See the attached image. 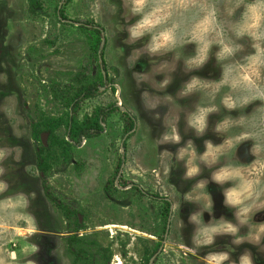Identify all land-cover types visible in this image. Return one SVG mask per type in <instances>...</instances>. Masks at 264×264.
<instances>
[{"label": "rangeland", "instance_id": "1", "mask_svg": "<svg viewBox=\"0 0 264 264\" xmlns=\"http://www.w3.org/2000/svg\"><path fill=\"white\" fill-rule=\"evenodd\" d=\"M119 2L0 0V74L7 77V83L0 86V98L12 97L23 132L19 137L13 135L11 121L0 116V141L23 149L20 163L6 162L9 172L5 178L13 191L36 194L30 207L35 225L31 220L11 225L0 222V261L4 264H11L8 257L16 258V264H115L117 256L122 264H219L217 251L228 243L227 237L197 249L190 242L191 231L183 235L177 227L178 218L184 216L175 193L187 191L189 184L182 179L184 166L164 155L170 156L176 146L157 144L161 126L139 108L140 91L131 72H126L124 58L117 56L124 36L122 32L114 34L122 22L119 14L105 16L99 11L101 3L119 7ZM158 3L156 11L178 23L182 36L200 37L214 27L212 16L199 6L200 0ZM95 27L101 28L105 37L99 50ZM102 52L106 85L95 97L84 99L74 115L82 122L98 107L115 105L119 109L106 117L102 135L85 137L79 146L68 145L66 123L73 100L85 87L102 82ZM148 63L142 61L136 70ZM199 74L215 77L219 70L209 61ZM185 79L187 75L178 70L168 91L174 92ZM48 122H53L56 137L50 149L49 136L46 142L42 138ZM36 125L41 131L39 141L34 139ZM130 126L133 130L126 134ZM180 127L183 134V122ZM188 138H193L201 151L203 139L218 142L211 132L201 139L188 132L184 139ZM42 147H46L42 151L45 174L39 171L38 150ZM253 151L251 143L245 141L236 149V156L248 171L258 173L261 161ZM119 162L121 172L116 176ZM247 194L255 198L259 187L249 184ZM162 196L175 205L170 225L168 204ZM235 198L240 199V194ZM58 202L75 214L68 219ZM72 236L80 240L70 246ZM163 238L165 251L161 255L156 247Z\"/></svg>", "mask_w": 264, "mask_h": 264}, {"label": "clouds", "instance_id": "2", "mask_svg": "<svg viewBox=\"0 0 264 264\" xmlns=\"http://www.w3.org/2000/svg\"><path fill=\"white\" fill-rule=\"evenodd\" d=\"M199 6L215 22L200 37L182 36L178 23L156 11L158 0H120L119 7L101 3L99 11L105 16L119 14L122 22L114 34L122 32L124 36L116 53L124 58L126 72H131L140 91L139 108L159 122L162 131L156 137L157 144L176 146L174 153L164 155L184 166L183 180L193 181L187 191L175 193L178 207L182 202L195 206L187 217L192 225V246L211 247L218 238L227 237L228 243L217 251L219 264H255L252 248L264 252V220L255 218L264 211V0H200ZM142 61L150 63L136 70ZM209 61L219 70L218 76L199 74ZM178 70L187 79L169 92ZM6 83V75L0 74V86ZM0 116L11 121L13 135H23L11 96L0 98ZM188 132L196 139L211 132L218 142L203 139L201 151L193 138L184 139ZM245 141L251 143L253 156L261 161L258 173L248 171L238 161L236 149ZM22 157V147L0 141V222L9 225L28 220L36 224L30 211L35 192L13 191L5 178L9 172L6 162L20 163ZM205 170L207 176H203ZM209 184L220 189L222 203L231 216H215ZM249 184L259 187L255 198L247 194ZM238 193L240 199L235 198ZM184 226L180 216L177 227L182 231ZM245 244L251 247L234 256ZM7 259L16 264V258Z\"/></svg>", "mask_w": 264, "mask_h": 264}, {"label": "trees", "instance_id": "3", "mask_svg": "<svg viewBox=\"0 0 264 264\" xmlns=\"http://www.w3.org/2000/svg\"><path fill=\"white\" fill-rule=\"evenodd\" d=\"M61 16L65 17L64 14V10L61 9ZM93 30H96L97 34H98V38H97V45L96 48L97 50L100 49L101 47V42L102 39H104L105 37L103 36V30L100 28H94ZM100 67L102 68V82L101 83H94L91 84L90 86H87L83 89V91H81V93L79 92L75 99L73 100L74 102L72 103V113L69 116V119L66 123V133H67V137H68V141H66V144L68 145H76L79 146L81 145V143L83 142V139L85 137H93V136H99L102 135L105 132V126L104 123L106 121V117L112 113L113 111L119 109L118 106H110V107H98L97 110L92 114V115H87L84 120L81 122L78 120V118L74 115L75 112H77L79 104L87 98H93L97 95V93L99 92V90L101 88H103L106 83L105 80L107 79V69H106V61L103 59V52L100 53ZM106 73V74H105ZM130 116V115H129ZM55 124V122H54ZM132 125V124H131ZM133 130L132 126L127 128L126 134L131 133ZM44 131L45 133L49 134V146L47 147L48 149H50L51 147V143L53 140H56L55 137V126H53V122H48L47 125L44 127ZM40 130L38 128V126L36 125L34 127V139L39 141L40 140ZM64 143V141H63ZM46 150V147H42L40 150H38V154L40 156V168L39 171L42 174L46 173V168H45V158L42 156V151ZM122 166V162H119L118 168L116 169V176H118L121 172L120 168ZM45 183V182H44ZM51 199L53 200V198L51 197ZM58 206L65 211V214L67 216L68 219H70L75 212L73 210H71L70 208H67L65 205L61 204V203H57ZM78 220V219H77ZM77 224L79 225V220L77 222ZM77 228H79V226H77ZM80 238H78L77 236H72L69 239V245L73 246L74 243L76 241H79Z\"/></svg>", "mask_w": 264, "mask_h": 264}, {"label": "flooded vegetation", "instance_id": "4", "mask_svg": "<svg viewBox=\"0 0 264 264\" xmlns=\"http://www.w3.org/2000/svg\"><path fill=\"white\" fill-rule=\"evenodd\" d=\"M203 175H208L207 170H205L203 172ZM188 183L189 184V188L191 186V184L193 183V181H187L184 182V184ZM177 185V184H175ZM187 189V187H186ZM208 191L210 192V194L213 196L214 199V214L215 216L218 218L220 215H225V216H231V212L224 207L222 201H223V197L221 195L220 189L215 185V184H209L208 186ZM162 201L165 204H168L166 206V208L168 209V216H167V220H169V225H170V221H172L173 215H174V211H175V205H173L172 200H170L168 197H163L162 196ZM257 203H259V201H257ZM165 208V209H166ZM193 210H195V206L190 204V203H184L183 205H181V207L179 208L180 213L184 216L183 219L185 220V226L183 228V230L181 231V233L184 235V233L186 232H190L192 233V225L187 223V217L190 214V212H192ZM205 220L209 219V216L207 213H205L204 215ZM256 220H264V211H260L257 213L256 215ZM169 225L166 226V229L168 230V232L170 233L169 230ZM189 225L191 226L189 230H187V228L189 227ZM168 234V233H167ZM166 238H163V241L161 243L158 244V246L156 248H158L159 250H161L159 253L162 255L165 251V246H164V242H165ZM246 247H251V245H241L238 249H236V253L234 252L233 255L234 256H238L239 253L241 251L244 250V248ZM239 252V253H237ZM252 253H253V258L255 261V264H264V252H260L258 251L256 248H252Z\"/></svg>", "mask_w": 264, "mask_h": 264}, {"label": "bare ground", "instance_id": "5", "mask_svg": "<svg viewBox=\"0 0 264 264\" xmlns=\"http://www.w3.org/2000/svg\"><path fill=\"white\" fill-rule=\"evenodd\" d=\"M115 264H122V260L118 256L115 258Z\"/></svg>", "mask_w": 264, "mask_h": 264}, {"label": "water", "instance_id": "6", "mask_svg": "<svg viewBox=\"0 0 264 264\" xmlns=\"http://www.w3.org/2000/svg\"><path fill=\"white\" fill-rule=\"evenodd\" d=\"M48 136H49V134H48V133H46V134H44V135H43V137H42V138H43V140H45L44 142H46V139H47V137H48ZM45 138H46V139H45Z\"/></svg>", "mask_w": 264, "mask_h": 264}]
</instances>
